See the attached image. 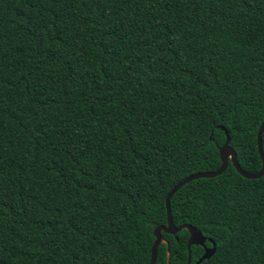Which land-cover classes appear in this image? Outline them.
I'll return each instance as SVG.
<instances>
[{
	"label": "trees",
	"instance_id": "obj_1",
	"mask_svg": "<svg viewBox=\"0 0 264 264\" xmlns=\"http://www.w3.org/2000/svg\"><path fill=\"white\" fill-rule=\"evenodd\" d=\"M263 121L264 0H0V264H149L170 190L224 131L259 171ZM170 211L200 264H264V175L228 162ZM162 235L155 264H186Z\"/></svg>",
	"mask_w": 264,
	"mask_h": 264
},
{
	"label": "water",
	"instance_id": "obj_2",
	"mask_svg": "<svg viewBox=\"0 0 264 264\" xmlns=\"http://www.w3.org/2000/svg\"><path fill=\"white\" fill-rule=\"evenodd\" d=\"M221 130L224 131L223 128H221ZM263 133H264V121L259 126L258 132H257L256 145H257L258 154H259V157L261 160V168L259 171L254 172V173H248V172L243 171L240 168V166L238 165V163L236 161V152L229 145L230 144V137H229L228 133L226 131H224L225 142L221 146V148L219 149V155H220V160H221L219 168L213 172H198V173L191 174V175L185 177L184 179H182L180 182H178L170 190V192L167 194V196L165 198L166 225L159 226L154 230L155 241L151 247L149 264H155L156 259H157L158 247L160 246V244H166V241L164 240L162 234H168V235L175 236L181 230H187L189 233V239L187 242L188 258H187L186 264H190V261H191V259H190V248H191V246H194V245L200 246L204 250L203 255L201 256V258H199V260L197 261L196 264H200L202 261L210 259L215 254L216 246H215V243L213 240H211V239L207 240L199 231H197L196 228H194L192 226L176 227L173 224V221L171 218V213H170L171 212L170 211V200L173 197V195L179 189H181L183 186H185L186 184H188L194 180L212 179V178H215L217 176H220L227 169L228 162L232 163L234 169L242 178L249 179V180H255V179L261 178L264 175V154H263V149H262V135H263ZM206 242H208L211 245V247H209V248L205 247ZM166 256H167V264H169V262H168L169 261V252L168 251H167Z\"/></svg>",
	"mask_w": 264,
	"mask_h": 264
},
{
	"label": "flooded vegetation",
	"instance_id": "obj_3",
	"mask_svg": "<svg viewBox=\"0 0 264 264\" xmlns=\"http://www.w3.org/2000/svg\"><path fill=\"white\" fill-rule=\"evenodd\" d=\"M205 247H206V245H205ZM208 248V247H207Z\"/></svg>",
	"mask_w": 264,
	"mask_h": 264
}]
</instances>
